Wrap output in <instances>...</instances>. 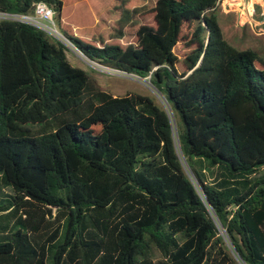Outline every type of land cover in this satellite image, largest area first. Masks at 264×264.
<instances>
[{"label": "trees", "instance_id": "trees-1", "mask_svg": "<svg viewBox=\"0 0 264 264\" xmlns=\"http://www.w3.org/2000/svg\"><path fill=\"white\" fill-rule=\"evenodd\" d=\"M42 1L84 55L148 74L166 106L111 94L61 41L0 19V264H264V174L248 176L264 166V40L227 39L237 15L216 0ZM209 166L230 178L207 182Z\"/></svg>", "mask_w": 264, "mask_h": 264}, {"label": "rangeland", "instance_id": "rangeland-1", "mask_svg": "<svg viewBox=\"0 0 264 264\" xmlns=\"http://www.w3.org/2000/svg\"><path fill=\"white\" fill-rule=\"evenodd\" d=\"M248 1V0H247ZM254 1V0H252ZM263 2L264 0H256ZM145 20H148V18H145ZM223 22V32L227 39L232 41L237 46L243 47V46H249V45H255L254 40H261L263 41L264 38L260 35H257L255 33H258L257 25H250L247 22H244L247 24V26L239 25L242 23H237L236 19L234 18L232 22H228L225 19L222 20ZM230 24V25H229ZM54 25H56L54 23ZM239 27V30L242 32L244 37H242L240 40H236V38H233L230 36V30L229 27ZM132 29V25L127 26V34H130V30ZM65 46V45H64ZM72 48V47H71ZM65 55L69 62L73 65L79 66L82 68L95 82L96 84L110 92L113 95H121L123 93H141V94H147L151 96L155 102L162 106H166L165 101L161 95V93L150 83H147L146 81L137 78L136 76L129 75L127 73L120 72L118 70H114L111 67H108L106 65H102L100 63H93L95 61H91L90 59H87L84 55L76 52L74 49L71 50L67 46H65ZM146 79V78H145ZM203 178L210 183H213L214 185L218 184L223 178H230L226 176V174L218 167V166H209L205 167V170L203 171ZM264 174V166L257 169L254 173L249 174V178L256 177L258 175ZM0 175V205H6L7 201L9 199V194H12V189L10 185L4 184ZM6 211V210H5ZM0 212H4L3 210H0ZM54 212V208L51 207V215ZM20 215L21 218H25V213H23L22 210H17L12 213H6V218L8 219V225L13 224L17 220V216ZM47 220H52V217L49 216V214L45 215ZM2 221V219H0ZM56 222H52V224L49 225L48 231L55 226ZM9 227V226H8ZM44 227H40L38 231L42 230ZM152 257L153 259H157L160 257V254L157 249H152ZM49 259H47V262Z\"/></svg>", "mask_w": 264, "mask_h": 264}, {"label": "built area", "instance_id": "built-area-1", "mask_svg": "<svg viewBox=\"0 0 264 264\" xmlns=\"http://www.w3.org/2000/svg\"><path fill=\"white\" fill-rule=\"evenodd\" d=\"M228 1L229 0H216V3H218L221 9L224 11H227V10L234 11L237 15V23L243 24L244 22H247L251 26L257 25L258 33H264V27L260 26L261 23L264 24V9L261 11V14H262L261 20L259 22H254L253 20L250 19V15L253 9L247 8V5L250 4V1L252 0H248V1L247 0H237V3L235 4L236 5L235 8L226 9L225 4L228 3ZM242 10L246 13L245 14L241 13V15L239 16L238 13H240ZM53 14H54V11L51 8V6H49L42 0L33 1L29 11L27 12H11V11L0 9V19L21 21V22L30 24L36 28L43 30L50 36L58 39L59 41H61L60 39L65 40V38L63 37L64 35L54 25ZM67 44H69V46L72 47L76 52L80 53V51L77 50L73 45H71L68 42ZM143 77L149 80L148 74L144 75Z\"/></svg>", "mask_w": 264, "mask_h": 264}, {"label": "crops", "instance_id": "crops-1", "mask_svg": "<svg viewBox=\"0 0 264 264\" xmlns=\"http://www.w3.org/2000/svg\"><path fill=\"white\" fill-rule=\"evenodd\" d=\"M237 0H229L228 3L225 4V8L226 9H232V8H235V4H236ZM261 3V4H259ZM232 7V8H231ZM247 8H252L253 11L250 15V19L253 20L254 22H259L262 18V14H261V11L264 9V1L263 2H260V1H250V4L247 5ZM241 13L245 14L246 12H244L243 10L238 13V15L240 16ZM262 27H264V24L261 23ZM0 231H4V230H0Z\"/></svg>", "mask_w": 264, "mask_h": 264}, {"label": "water", "instance_id": "water-1", "mask_svg": "<svg viewBox=\"0 0 264 264\" xmlns=\"http://www.w3.org/2000/svg\"><path fill=\"white\" fill-rule=\"evenodd\" d=\"M64 38H65V40H62V39H60L61 40V42L63 43V45H65V46H67L69 49H71V50H73V48H71L70 46H69V44H67V42L68 43H70L71 45H73L71 42H70V40H68L65 36H63ZM67 41V42H66ZM74 46V45H73ZM75 47V46H74ZM76 48V47H75ZM77 50H79L78 48H76ZM80 51V50H79ZM80 53L82 54V55H84L81 51H80ZM87 59H90V58H88L86 55H84ZM92 62H93V60L92 59H90ZM93 63H96V62H93ZM112 69H114V70H120V69H115V68H112ZM120 72H123V73H127V74H129V75H133V76H136L137 78H140V79H142V80H144V81H146L147 83H150V81L149 80H147V79H145V77H143V76H141V75H137V74H135V73H131V72H126V71H123V70H120ZM151 84V83H150Z\"/></svg>", "mask_w": 264, "mask_h": 264}, {"label": "bare ground", "instance_id": "bare-ground-1", "mask_svg": "<svg viewBox=\"0 0 264 264\" xmlns=\"http://www.w3.org/2000/svg\"><path fill=\"white\" fill-rule=\"evenodd\" d=\"M237 3V2H236ZM232 8V7H231Z\"/></svg>", "mask_w": 264, "mask_h": 264}]
</instances>
